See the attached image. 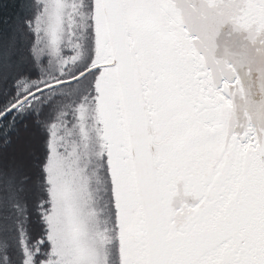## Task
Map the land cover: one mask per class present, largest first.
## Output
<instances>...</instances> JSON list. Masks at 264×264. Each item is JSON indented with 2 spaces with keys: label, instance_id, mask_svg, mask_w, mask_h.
<instances>
[{
  "label": "snow or ice",
  "instance_id": "obj_1",
  "mask_svg": "<svg viewBox=\"0 0 264 264\" xmlns=\"http://www.w3.org/2000/svg\"><path fill=\"white\" fill-rule=\"evenodd\" d=\"M0 264H264V0H0Z\"/></svg>",
  "mask_w": 264,
  "mask_h": 264
}]
</instances>
